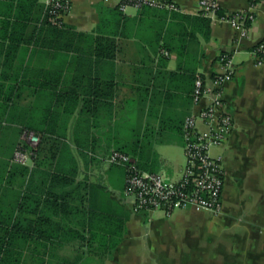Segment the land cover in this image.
<instances>
[{
	"label": "crops",
	"instance_id": "1",
	"mask_svg": "<svg viewBox=\"0 0 264 264\" xmlns=\"http://www.w3.org/2000/svg\"><path fill=\"white\" fill-rule=\"evenodd\" d=\"M173 1L178 10L123 13L120 0H70L56 28L47 0L0 4V264H264V65L252 54L264 0H217L223 14H254L246 36L201 16L199 0ZM225 55L235 127L218 155L222 213L155 223L110 155L179 180L184 122L211 99L194 103L195 82L220 73ZM28 134L37 155L21 165Z\"/></svg>",
	"mask_w": 264,
	"mask_h": 264
},
{
	"label": "built area",
	"instance_id": "2",
	"mask_svg": "<svg viewBox=\"0 0 264 264\" xmlns=\"http://www.w3.org/2000/svg\"><path fill=\"white\" fill-rule=\"evenodd\" d=\"M9 0H0V4ZM48 22L61 27L71 9L70 0H47ZM152 7L166 10H178L173 0H120L118 9L125 13L129 8ZM198 12L210 19H222L241 29L246 36L249 24L254 22V14L249 10L238 11L230 15L220 13L217 0H199ZM257 66L264 65V40L252 52ZM222 71L210 81L198 77L193 93L194 103L199 105L206 96L209 103L197 113L188 116L184 122L185 167L179 180H173L160 173L141 170L136 161L128 154L113 151L109 161L126 168V194L133 198L137 212H157L171 217L177 211L209 212L220 216L223 210L225 172L221 156H213L211 150L221 148L227 142L235 127L233 116L227 111L224 100V88L232 81L235 67L232 59L222 57ZM32 142L30 149L18 148L14 162L27 165L36 158L38 139L32 134L26 136Z\"/></svg>",
	"mask_w": 264,
	"mask_h": 264
},
{
	"label": "rangeland",
	"instance_id": "3",
	"mask_svg": "<svg viewBox=\"0 0 264 264\" xmlns=\"http://www.w3.org/2000/svg\"><path fill=\"white\" fill-rule=\"evenodd\" d=\"M211 154L213 156H218L219 154H222V150L219 148H214L211 150ZM179 214V212H176L175 215L173 216V218H175L177 215ZM168 220L165 219V217L163 216V214H161L160 212H157L155 213L154 215V222H166ZM152 226V222H147L145 225H144V232L145 233L147 230H150ZM145 238H147V235L145 234L144 236Z\"/></svg>",
	"mask_w": 264,
	"mask_h": 264
},
{
	"label": "trees",
	"instance_id": "4",
	"mask_svg": "<svg viewBox=\"0 0 264 264\" xmlns=\"http://www.w3.org/2000/svg\"><path fill=\"white\" fill-rule=\"evenodd\" d=\"M219 15L220 16H222L223 15V13L221 12V10H220V13H219ZM55 28H56V26H54ZM138 165V164H137ZM139 167V166H138ZM140 168V167H139ZM141 169V168H140ZM142 170V169H141Z\"/></svg>",
	"mask_w": 264,
	"mask_h": 264
}]
</instances>
